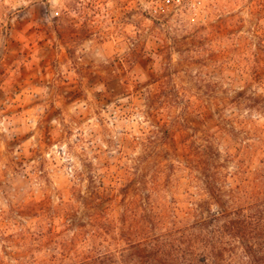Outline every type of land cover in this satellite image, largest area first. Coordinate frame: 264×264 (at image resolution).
Here are the masks:
<instances>
[{"label": "rangeland", "instance_id": "1", "mask_svg": "<svg viewBox=\"0 0 264 264\" xmlns=\"http://www.w3.org/2000/svg\"><path fill=\"white\" fill-rule=\"evenodd\" d=\"M263 157L264 0L161 17L136 0H0V227L29 234L0 244L1 264L55 253L41 233L65 230L67 202L81 213L89 173L185 199L205 161L236 187Z\"/></svg>", "mask_w": 264, "mask_h": 264}, {"label": "trees", "instance_id": "2", "mask_svg": "<svg viewBox=\"0 0 264 264\" xmlns=\"http://www.w3.org/2000/svg\"><path fill=\"white\" fill-rule=\"evenodd\" d=\"M156 133L158 142L174 137L169 128ZM259 151H250L251 161ZM203 167L194 176L195 192H185V199H169L161 181L145 180L135 172L103 189L89 173L87 190L76 193L81 213L67 202V219L61 224L65 230L41 233L57 236L55 253L29 263L264 264V157L236 187H227L210 161ZM4 229L0 227L3 250L7 242L27 246V231L6 234ZM16 255L20 264L29 259L27 251Z\"/></svg>", "mask_w": 264, "mask_h": 264}, {"label": "built area", "instance_id": "3", "mask_svg": "<svg viewBox=\"0 0 264 264\" xmlns=\"http://www.w3.org/2000/svg\"><path fill=\"white\" fill-rule=\"evenodd\" d=\"M139 9L146 15L161 17L171 13L195 10L203 0H136Z\"/></svg>", "mask_w": 264, "mask_h": 264}]
</instances>
